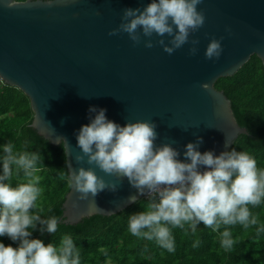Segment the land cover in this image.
<instances>
[{
  "label": "water",
  "instance_id": "95a60500",
  "mask_svg": "<svg viewBox=\"0 0 264 264\" xmlns=\"http://www.w3.org/2000/svg\"><path fill=\"white\" fill-rule=\"evenodd\" d=\"M36 2L0 0V81L29 99L37 135L52 146L63 145L67 175L93 167L97 176L117 185L115 192L89 194L88 200H79L70 186L58 226L113 217L141 200L149 202L127 178L105 175L86 157L76 163V134L90 122V107L106 109V117L121 126L152 121L155 143L171 144L182 162L185 146L197 137L203 139L198 151L218 156L248 135L214 85L233 77L252 57L264 66V0H203L198 10L205 24L189 38L199 40L195 56L189 55L190 43L169 55L160 46H133L126 33L108 35L120 24L123 9L143 8L150 0ZM213 37H223L219 60L205 59Z\"/></svg>",
  "mask_w": 264,
  "mask_h": 264
},
{
  "label": "clouds",
  "instance_id": "9594fccd",
  "mask_svg": "<svg viewBox=\"0 0 264 264\" xmlns=\"http://www.w3.org/2000/svg\"><path fill=\"white\" fill-rule=\"evenodd\" d=\"M202 2L150 0L143 8H125L120 24L108 35L126 33L133 46L142 42L148 49L160 46L169 55L190 43L189 55L195 56L199 40L189 38L205 24V15L198 10ZM37 3L39 0L33 4ZM8 6L14 7L12 3ZM153 37L157 38L154 42ZM222 39L211 38L205 59L219 60ZM88 111L90 122L76 134L80 153L75 161L82 164L86 157L88 165L99 168L105 175L127 178L139 195L147 196L146 209L129 215L128 230L133 236L155 239L160 247L172 252L175 240L168 225L183 228L187 223L193 232L201 223L213 231L223 225L221 246L231 249L235 241L228 226L239 224L247 229L258 224L248 205L255 207L264 200V169H258L256 160L247 152L233 148L218 156L212 151L201 153L198 149L203 139L197 137L195 143L185 146L182 162L180 152L171 144L155 143L157 125L152 121H127L121 126L106 117V109L93 106ZM2 151L0 237L18 241L19 246L0 243V264H80L79 250L71 235L63 236L59 247L30 239L29 229L35 230L37 225L41 233L46 230L54 234L59 220L31 213L42 191L35 175L40 155L14 152L11 142L4 144ZM201 166L205 170L201 171ZM14 168L17 173L22 170L26 178V182L15 187L8 182ZM68 168H72L71 164ZM68 178L79 193V200H88L89 194L94 198L102 191L117 190L116 184L97 176L93 167L68 171ZM129 201L135 203L136 197H130Z\"/></svg>",
  "mask_w": 264,
  "mask_h": 264
},
{
  "label": "trees",
  "instance_id": "16d2710c",
  "mask_svg": "<svg viewBox=\"0 0 264 264\" xmlns=\"http://www.w3.org/2000/svg\"><path fill=\"white\" fill-rule=\"evenodd\" d=\"M34 0H13L25 4ZM49 3L54 0H40ZM214 89L222 93L230 103L237 125L247 136H239L231 150L245 151L257 162L258 169H264V66L252 57L233 77L220 79ZM34 114L30 101L18 89L5 86L0 81V155L2 146L11 142L14 152H35L41 157L35 175L39 177L38 187L42 190L32 214L42 218H60L64 198L70 189L66 171V157L63 145L52 146L39 137L31 128ZM230 150V151H231ZM2 174V166H0ZM13 187L26 182L23 171L13 169L8 181ZM148 202L141 200L123 213L113 217H92L75 227L58 226L54 234L40 226L29 229L30 239H39L45 246L52 243L59 247L61 238L71 235L79 250L80 264H264V200L253 207L248 205L258 224L245 229L242 225L228 226L235 241L231 249L221 246V233L205 227L202 223L193 232L189 224L183 228L168 225L175 240V250L169 252L160 247L155 239L147 240L133 236L128 230L129 215L144 211ZM199 242V243H197ZM0 243L13 248L7 236L0 237Z\"/></svg>",
  "mask_w": 264,
  "mask_h": 264
},
{
  "label": "built area",
  "instance_id": "2783aa9c",
  "mask_svg": "<svg viewBox=\"0 0 264 264\" xmlns=\"http://www.w3.org/2000/svg\"><path fill=\"white\" fill-rule=\"evenodd\" d=\"M146 200H148V198L146 197Z\"/></svg>",
  "mask_w": 264,
  "mask_h": 264
},
{
  "label": "flooded vegetation",
  "instance_id": "af4514ba",
  "mask_svg": "<svg viewBox=\"0 0 264 264\" xmlns=\"http://www.w3.org/2000/svg\"><path fill=\"white\" fill-rule=\"evenodd\" d=\"M58 1V0H55V2Z\"/></svg>",
  "mask_w": 264,
  "mask_h": 264
}]
</instances>
